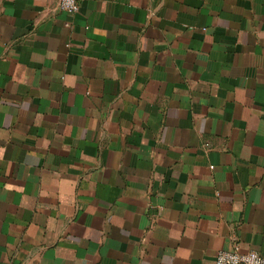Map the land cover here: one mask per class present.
I'll use <instances>...</instances> for the list:
<instances>
[{
	"label": "crops",
	"instance_id": "0c3cea01",
	"mask_svg": "<svg viewBox=\"0 0 264 264\" xmlns=\"http://www.w3.org/2000/svg\"><path fill=\"white\" fill-rule=\"evenodd\" d=\"M264 255V0H0V264Z\"/></svg>",
	"mask_w": 264,
	"mask_h": 264
},
{
	"label": "built area",
	"instance_id": "2783aa9c",
	"mask_svg": "<svg viewBox=\"0 0 264 264\" xmlns=\"http://www.w3.org/2000/svg\"><path fill=\"white\" fill-rule=\"evenodd\" d=\"M81 0H59V8L75 15L80 10ZM217 264H264V255L257 250L241 252L238 248L223 250L217 254Z\"/></svg>",
	"mask_w": 264,
	"mask_h": 264
}]
</instances>
